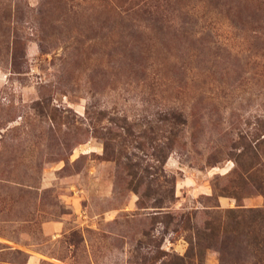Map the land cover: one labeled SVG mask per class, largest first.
<instances>
[{
	"label": "rangeland",
	"instance_id": "1",
	"mask_svg": "<svg viewBox=\"0 0 264 264\" xmlns=\"http://www.w3.org/2000/svg\"><path fill=\"white\" fill-rule=\"evenodd\" d=\"M263 130L264 0H0V264H182Z\"/></svg>",
	"mask_w": 264,
	"mask_h": 264
},
{
	"label": "trees",
	"instance_id": "2",
	"mask_svg": "<svg viewBox=\"0 0 264 264\" xmlns=\"http://www.w3.org/2000/svg\"><path fill=\"white\" fill-rule=\"evenodd\" d=\"M173 118L176 124L186 123L182 113L178 111L173 113ZM261 142H264V137L260 139ZM260 143H256L255 146L249 144L252 148L251 151H254V155H249V158L245 160H241L242 158L235 160V168L232 171L235 177L232 179L230 188L222 189L218 193V197L231 196L240 202L241 198L246 195L243 192L246 185L249 181H254V176H258L253 158L259 154L253 150V147L258 149ZM164 199H160L158 207H165L161 205ZM218 206L220 207L219 204ZM213 213L206 220L203 228H197L193 235L188 237L190 247L185 256L180 257L182 264H202L206 250L216 246V243L219 242H221L223 248H226L229 243L233 247L230 251L236 250L246 242L252 247L251 251L257 257L255 263L264 261V208L245 207L238 203L236 207L218 208Z\"/></svg>",
	"mask_w": 264,
	"mask_h": 264
}]
</instances>
